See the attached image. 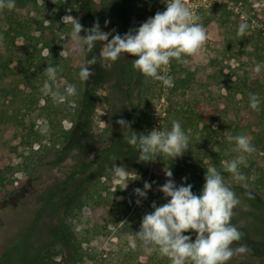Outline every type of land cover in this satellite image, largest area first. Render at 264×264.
Returning a JSON list of instances; mask_svg holds the SVG:
<instances>
[{
    "label": "rangeland",
    "instance_id": "obj_1",
    "mask_svg": "<svg viewBox=\"0 0 264 264\" xmlns=\"http://www.w3.org/2000/svg\"><path fill=\"white\" fill-rule=\"evenodd\" d=\"M117 1L49 0L18 10L21 18L25 17L35 25L41 21L46 25L54 21L56 32L65 41L63 52L70 58L71 66H78L83 61L85 66L93 56L97 62L88 66L94 73L88 81H77L76 78L75 96L68 97L61 104H55L48 96V101L41 100L38 105H47L44 113L33 106L31 113L23 110L19 114L24 125L9 123L0 126V171L5 172L0 179L4 177L6 182L4 186L0 184V264H73L70 259L74 258V249L67 252L63 247L65 236H69L66 238L68 243L73 238L75 245L77 240L80 242L81 260L78 264H171L157 251L146 250L135 237L143 215L153 211L151 205L159 192L158 187L167 179L166 168L153 161L130 160L127 170L137 178L129 180L126 189L114 182L109 173V176L101 175L100 183L88 189L90 193L86 195V204L77 205L76 202L61 207L60 194L47 204L50 194L73 173L77 174L78 162L94 161L96 167L99 162L97 157L122 130L116 123L121 118L131 122L135 132L146 134L153 128L171 129L173 120L180 121L175 111L180 108L188 111L193 121H198L199 130L196 133L191 128L187 129L189 149L174 161L177 168L185 169L187 178L198 186L199 194L205 182L206 168L213 167L209 164V152L216 150L222 153L225 159L221 165L235 158L238 154L231 151L234 144H229L226 134L235 136L243 130L256 151L247 156L250 167H243L242 164L240 171L247 177V187L264 186V149L258 135H255L263 114L247 110L245 103L238 104L237 98L227 97L222 79L215 77L220 70L229 73L239 67L240 61L246 62L251 69L252 87L256 90V81L261 80L263 86L258 90V97H264L263 70L256 73L255 66L247 62V52L252 49L249 43L238 40L237 35V28L242 22L249 25L247 36L256 29L264 30V0H182L185 6L201 17L199 22L206 29L208 39L197 54L185 56L184 63L178 64L173 59L170 65L162 66L160 74L173 77L174 86L171 88L135 70L137 84L131 89L136 107L134 111L126 101L125 73L120 70L118 74L115 64L104 58V42H96L90 53L83 44L74 48L75 42L68 36L72 25L62 21V17L71 15L84 28H90L98 20L102 31L114 35L120 20ZM164 10L162 0H131L132 29L139 27L157 11ZM79 11L82 12L83 22ZM60 13L62 24L57 20ZM95 13L99 19L89 22L90 16ZM80 35L85 33L82 31ZM188 74L192 77L190 89L177 85L176 80ZM68 85L71 83L57 75L54 87H59L63 93ZM81 90L93 95L95 103L90 120L79 125ZM236 124L239 128L234 132ZM205 126L224 128L218 129L217 133L205 134ZM67 131L76 133L71 139L74 146L70 150L63 148ZM78 141L83 142L81 151L76 147ZM214 143L215 148L211 146ZM193 162L196 165L191 167ZM227 178L237 183L229 173ZM172 179L177 185L184 183L177 174H173ZM145 181L151 183L152 188L147 192V198L141 199V204L137 205L135 201L138 197L134 189H143ZM233 188L241 204L234 210L236 215L232 223L239 226L243 222L240 230L244 238L239 243L246 244L250 252L229 262L246 260L258 250L264 256V208L246 200L238 187ZM87 196L90 197L87 199ZM61 227L66 230H61ZM185 234L195 239L194 232ZM42 252L48 256L43 258Z\"/></svg>",
    "mask_w": 264,
    "mask_h": 264
},
{
    "label": "clouds",
    "instance_id": "obj_2",
    "mask_svg": "<svg viewBox=\"0 0 264 264\" xmlns=\"http://www.w3.org/2000/svg\"><path fill=\"white\" fill-rule=\"evenodd\" d=\"M162 2L165 4L164 11H157L139 27L129 29L123 35L115 32V29L114 35L102 31L98 20L90 28H84L79 20L71 15L62 17V21L72 25L68 36L75 42L74 48L83 44L90 53L96 42H104L105 59L114 63L123 54L137 57L132 60L134 70L171 88L174 86L173 77L160 74L162 66L170 65L173 59L178 64L184 63V57L197 54L208 37L206 29L199 22L201 17L185 6L182 0ZM14 8L15 0H0V11ZM248 29L246 22L240 23L237 35H246ZM82 31L84 36L80 35ZM2 42L3 37H0V45ZM60 55L65 53L62 51ZM96 62V57L93 56L81 67L79 79L82 82L88 81L94 75L88 66ZM262 68L264 65L257 64L254 70L260 73ZM59 71L62 69L47 65L43 71L47 79L40 89L41 93L50 96L55 104L64 103L68 97L77 94L75 84L68 85L63 93L59 87H54ZM260 103L257 94L249 93L251 109L259 111ZM116 123L120 125L127 144L138 151V162L154 161L158 156L165 160L169 157L174 160L182 157L189 149L190 137L179 121L173 120L170 130L153 128L146 134H138L132 130L131 122L123 118L118 119ZM226 140L229 144H234L231 151L238 155L224 163L222 169L206 168L205 182L199 195L192 191V184L177 185L172 179L171 169H165L167 179L157 190L163 193L167 202L157 206L153 201V211L143 215L139 231L135 233V237L146 250L157 251L162 257H167L171 264H228L233 258H243L250 252L246 244L239 243L244 238V233L240 230L243 222L239 226L232 223L236 215L234 210L241 204V200L233 186L226 181L224 173L231 174L237 183L246 187L247 177L240 171V166H247V156L254 153L256 148L250 137L245 134H226ZM118 158L112 157L114 161ZM109 171L112 180L122 184L123 189L127 188L129 180L137 178L132 176L126 167L117 166L115 163ZM182 180L187 181V177ZM151 188L152 184L145 181L143 189H134L138 197L135 201L137 205L141 204V199L147 198V192ZM247 195L252 198L250 193ZM189 232L195 233L194 240L192 235L185 234Z\"/></svg>",
    "mask_w": 264,
    "mask_h": 264
},
{
    "label": "trees",
    "instance_id": "obj_3",
    "mask_svg": "<svg viewBox=\"0 0 264 264\" xmlns=\"http://www.w3.org/2000/svg\"><path fill=\"white\" fill-rule=\"evenodd\" d=\"M49 0H15V8L8 10L5 9L0 11V37H3L2 45H0V126L3 124H15L24 125L23 119L19 118V114L23 110L31 113L33 111V106L39 108L43 113L47 105L38 106L41 100L48 101L49 97L44 96L40 89L42 88L45 79L47 78L44 74V69L47 65L54 67H59L62 71H59L57 75L63 76L64 80H67L71 84H75L76 78L79 79V71L82 66H84V61L78 66H71L70 58L67 55H60L64 49L65 41L60 38V35L56 32L54 28V21L46 25L44 21H41L38 25H35L33 21L21 18L18 14V10H24L29 7L37 6L39 3H46ZM117 8L120 13V20L117 32L121 35L126 33L131 26V0H118ZM86 8V7H85ZM87 12H89L87 10ZM82 12L79 11V16L81 22H83ZM91 14V13H90ZM61 16H58V21L61 23ZM91 22L93 19L98 18L95 13L90 16ZM99 19V18H98ZM93 22V21H92ZM62 24V23H61ZM36 29H34L35 27ZM36 30V31H35ZM238 36L242 43H249L252 50L247 52V62L249 64L256 66L257 64L264 65V30L256 29L247 37ZM20 43L21 46L19 45ZM46 52V54L44 53ZM137 57L131 55L123 54L120 59L114 62L115 70H123L125 73V85H126V95L127 103L130 105L131 110H135V103L133 100V93L131 89L137 84L136 72L132 67V60ZM239 61V60H238ZM246 62L240 61L239 67L229 73H224L220 70V73L215 74L216 79H222L223 88L227 90L226 96L232 97L233 100L239 99L238 104L245 103V108L247 110H253L249 106V93H255L259 95L258 90L263 86L261 80L256 81L255 90L251 85V72L250 68L247 67ZM122 67V69H121ZM263 75H264V68ZM239 71V72H238ZM192 75V74H191ZM192 77L190 74L188 76L182 77L176 80L177 85H182L190 89ZM82 83V82H81ZM81 94V100L79 101L80 108V118L78 124L82 125L86 120H90L91 111H93L92 106L95 103V98L93 95H89L86 90L79 92ZM228 98V99H229ZM260 103V115H262V121L257 128L258 140L260 141L261 148L264 149V97L259 98ZM131 111V112H133ZM256 112V111H255ZM177 115L180 116V123L185 130L191 128L193 132L198 129V121H193L192 115L189 114L184 108H180L175 111ZM23 116L25 114H22ZM85 118V119H84ZM210 126V125H209ZM77 127V125H76ZM206 128V126H205ZM224 127H218L216 129L206 128L205 134L217 133L218 129L223 130ZM236 132L239 125L236 124ZM204 129V125L202 126ZM170 130V128H169ZM243 131V130H242ZM240 131L241 134H245ZM68 132V131H67ZM140 132H138L139 134ZM76 135L75 131H70L65 137L66 144L63 146L65 150H70L73 148V143L71 139ZM246 135V134H245ZM256 137V138H257ZM254 140V139H253ZM83 142L78 141L76 147L78 151L83 150ZM33 144H31L32 146ZM215 148V143L211 145ZM210 147V148H212ZM39 148V147H38ZM40 149V148H39ZM258 149V147H257ZM212 150V149H211ZM65 152V151H63ZM138 151H136L132 146L128 145L123 138V131L118 132L111 141V145L106 147L100 155L97 157L99 161L95 167V162H82L77 163L79 169L73 173L66 182H64L58 189L50 194L47 204L52 201L56 196L60 194V206H65L70 203H76L77 205L86 204L85 198L88 193V189L93 188L100 183V176H109V169L112 164L115 163L117 166H124L126 169L130 166V160L138 158ZM119 157L117 160H113L112 157ZM211 157L209 164L217 169H222L221 162L225 158L222 153L216 150L209 152ZM224 158V159H223ZM155 164H159L163 168H170L173 174L179 175V178L187 177V172L179 168L175 164L174 160L167 158V160L162 157H157L153 161ZM196 165V162L190 164L191 167ZM243 167H245L243 165ZM247 165L246 168H249ZM197 171V170H196ZM195 172V171H194ZM77 175V179H76ZM5 176L4 171H0V177ZM225 179L234 187L241 190L244 193L243 197L250 201L251 203L262 206L264 208V186L260 187H242L238 183H233L227 178V173H224ZM94 179V180H92ZM4 177L0 179V184L4 186L6 182ZM183 181V180H182ZM185 184H192V190L194 193L199 194L198 186L193 183V180L187 178V181H183ZM233 183V184H232ZM67 190V191H66ZM247 193L251 194L252 198H249ZM90 196H87V199ZM60 198V197H59ZM154 201L159 205L166 203L167 200L162 196L160 192L155 195ZM61 230H66L65 227H61ZM63 232V231H62ZM63 240V247L69 252L70 249H74V258L70 259L73 264L80 262L81 246L80 242L77 240L75 245V238L71 239V242H66V238ZM48 255L42 252V257L46 258ZM252 257L240 262H228V264H264V256L261 254V250L258 253H252Z\"/></svg>",
    "mask_w": 264,
    "mask_h": 264
}]
</instances>
